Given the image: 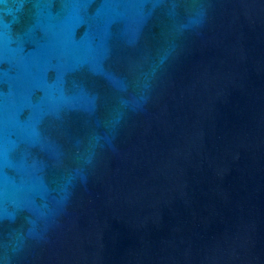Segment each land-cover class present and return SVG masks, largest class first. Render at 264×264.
I'll return each instance as SVG.
<instances>
[{
  "label": "water",
  "instance_id": "95a60500",
  "mask_svg": "<svg viewBox=\"0 0 264 264\" xmlns=\"http://www.w3.org/2000/svg\"><path fill=\"white\" fill-rule=\"evenodd\" d=\"M264 212V0H0V264H228Z\"/></svg>",
  "mask_w": 264,
  "mask_h": 264
}]
</instances>
